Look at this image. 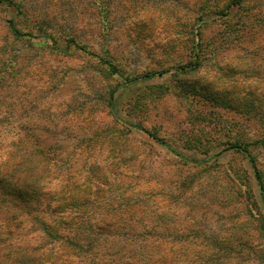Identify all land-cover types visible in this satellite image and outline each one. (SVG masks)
<instances>
[{
  "label": "rangeland",
  "instance_id": "rangeland-1",
  "mask_svg": "<svg viewBox=\"0 0 264 264\" xmlns=\"http://www.w3.org/2000/svg\"><path fill=\"white\" fill-rule=\"evenodd\" d=\"M233 1L0 0V149L33 131L63 169L109 170L108 198L151 231L126 244L137 261L264 264V197L227 150L249 143L264 182V0ZM103 50L118 74L91 56Z\"/></svg>",
  "mask_w": 264,
  "mask_h": 264
},
{
  "label": "trees",
  "instance_id": "trees-1",
  "mask_svg": "<svg viewBox=\"0 0 264 264\" xmlns=\"http://www.w3.org/2000/svg\"><path fill=\"white\" fill-rule=\"evenodd\" d=\"M241 1L234 0L232 4L238 5ZM10 31L16 39L32 36L21 33L14 26H10ZM52 44L56 50L54 40ZM64 44L65 49L79 48L73 38ZM195 47L198 44L192 45L193 52ZM101 52V55L91 52V56L108 67L110 76L118 74L110 53L107 50ZM194 55V61L179 66V71H196L199 55ZM165 73H146L124 84L151 80ZM118 88L109 93L107 105L112 114ZM131 127L147 134L179 158V154L159 136L138 126ZM260 144L264 145V142ZM249 146V143L234 142L227 150L246 157L264 197V182ZM57 152L56 146H42L33 131H29L26 140L17 138L8 141L7 146L0 149V264L158 263L162 258L143 261L131 258L133 249L126 244L136 242L143 238L144 233L151 231L137 218L139 209L130 205L126 208L123 203L115 204L108 198V187L112 186L106 174L109 170L103 176L98 175L97 165L93 164L88 172H94L95 178H90L91 173L88 172L73 174L69 169L62 168L65 159ZM107 246L116 247L111 251L113 254L108 249L104 251ZM163 256L166 258V255Z\"/></svg>",
  "mask_w": 264,
  "mask_h": 264
}]
</instances>
